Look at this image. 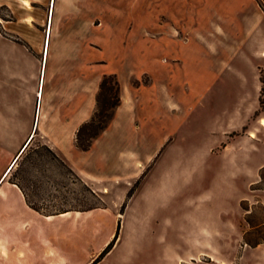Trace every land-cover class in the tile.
Wrapping results in <instances>:
<instances>
[{
	"label": "rangeland",
	"instance_id": "rangeland-1",
	"mask_svg": "<svg viewBox=\"0 0 264 264\" xmlns=\"http://www.w3.org/2000/svg\"><path fill=\"white\" fill-rule=\"evenodd\" d=\"M205 1L206 7L211 3V12L223 13L221 0H57L52 17V0H0V108L8 107L0 118L17 123L0 126V166L4 157L10 165V150L18 149L32 132L30 146H51L44 131L34 128L36 90L42 94L66 83L84 56L88 73L116 72L130 90L147 85L140 92L144 103L135 107L139 115L134 116L131 107L130 118L121 115L118 123L111 122L91 149L77 153L74 167L51 146L82 172L84 181L45 150L18 159L10 180L17 177L18 168L29 169L31 199L45 210L99 204L69 210L65 218L34 217L38 230L31 234L33 245L55 243L69 264H80L102 247L100 256L111 240L113 247L100 264H169L170 248L181 251L180 264H238L243 257L240 261L250 263L255 255L252 249L241 254L245 246L259 240L264 244V109L259 107L227 137L238 138L251 128L258 132L257 147L248 137L231 144L229 150L238 147L234 156L216 153L227 142L209 146L234 120L242 90L239 80L222 77L221 93L180 97L177 88L173 90L175 80L191 88L183 73L177 69L174 80L173 71L156 69L162 38L185 41L196 35L205 43L206 37L197 31L206 28ZM149 60L157 67H149ZM169 66L174 68L173 62ZM174 91L181 105L171 101ZM166 96L165 104L179 111L163 107L159 114L160 99ZM15 106L16 112L9 111ZM145 121L149 123L141 128ZM114 144L133 147L132 159L112 154ZM201 250L211 254H196Z\"/></svg>",
	"mask_w": 264,
	"mask_h": 264
},
{
	"label": "crops",
	"instance_id": "crops-1",
	"mask_svg": "<svg viewBox=\"0 0 264 264\" xmlns=\"http://www.w3.org/2000/svg\"><path fill=\"white\" fill-rule=\"evenodd\" d=\"M221 1L223 13L216 14L211 12V3H208L207 7L206 1L203 3L205 4V13L203 12V14L205 15L204 22L206 28L205 30L197 31H200L201 35L206 37L205 43L199 41L196 35H191L189 40L185 41L178 40L177 37L175 39L164 37L160 41V52L162 55L159 58V68H156V62L151 60H149V62H151L153 66L149 67H155L158 71L164 73H167V71L171 73L173 71L171 75H174V80L177 76V69L182 72V78L188 80V85L190 84L191 88H185L184 85H181L182 83H177L175 80L173 90L177 88L180 97H183V95L187 97L188 93H195L198 95L207 94L213 90L221 93L225 88L224 83H219L222 77L227 78V80H239L242 90L233 108L235 113L231 117H233L234 120H229L228 124L222 127V137L215 140L212 145L209 146V148H212L218 146V144L222 142H227L224 144L223 148L216 153L234 156L236 154L234 150L238 147L234 150H229V147L234 142H239L242 138L249 137L251 140L250 144H252L254 148L258 146L257 142H259L256 139L258 132L251 128L247 133L241 134L238 138L228 140L227 137L231 136L229 134L231 130L244 126L253 112L259 107L264 109L260 98L263 85L262 76L264 75V0ZM55 4L57 5V0H54V2L52 0V17ZM51 6H49V10ZM199 17L200 15L197 14L198 20ZM50 20L51 16L49 17V22ZM49 46L51 45L49 44ZM167 47H169L170 50H167ZM168 57L171 58L170 61L167 60ZM171 61L174 64V68L173 66L172 68L169 66V64L172 63ZM42 68H44L43 61ZM102 74V71L97 72L95 69L90 70L88 73L87 60L86 56H84L79 62V65L75 67L74 73L68 75L66 83L64 82V84L58 85L49 92L42 90L41 98L37 97L36 90L34 128L40 127L46 134L47 140L51 143V146L62 152L65 159L71 163L73 167L74 164L72 161L73 158L77 156V153L87 151L81 150L76 146V131L80 124L88 119L97 104V94L103 77ZM143 87H147V85L138 84V86L134 88L135 90H130V88L127 87V83L122 82V100L116 110V115L112 120V124L118 123L121 115H127V117L130 118V108L134 107L135 112L137 104L144 103L145 96L140 93ZM175 96V91L173 93L170 92L171 101L180 104L179 102L181 99H176ZM166 99L167 96L164 97V99L162 98V100L160 99L159 114L163 113L161 109L163 107L164 110L167 108L174 111L178 110V108L166 105ZM28 107V111L31 113V107L33 106L29 104ZM18 109L19 108L16 106L10 107L9 111L16 112ZM7 110V106H5L4 110L0 108V113L2 112L6 115ZM227 110L230 111L231 108L228 107ZM137 115L139 114L135 112L134 116ZM234 116L238 117L235 118ZM160 117H162V115H160ZM171 117H173V115ZM9 121L11 122H8L7 118H0V126L17 125V123L12 120ZM129 121L132 124L134 132H139V130L135 131V126H137V124L131 121V119ZM147 123L149 122H142L140 127L142 128ZM260 127H262V124H260ZM254 131L256 134H254ZM138 134L141 135L140 132ZM33 136L34 132H32L30 136L28 135L26 141H31ZM96 140L95 142H97ZM165 140L166 137L162 142ZM26 141H24L18 149L13 148V150H10L12 156H9L8 159L12 162L11 165L14 163L16 165L21 155V148ZM112 149V154L115 151L120 160L132 159L133 157L131 153L133 147H130L128 144L126 146H116L114 144V147L112 145ZM213 152L214 151H211V153ZM3 159V164L0 166V203L3 204L2 210L0 209V264H69V258L66 256L64 257L65 252L60 250L55 243L52 242L50 245L47 244L44 245V248H40L29 241L32 238V232L38 230H34V222L32 221L34 217L55 220L57 218L67 217L65 214L69 211L47 215L33 208L27 202L21 187L10 180V174L15 165L10 170L9 168L11 165L8 168L9 163L7 164V158L4 157ZM74 169L78 171L79 174L82 173L77 167ZM202 231L203 233H207L205 228H203ZM38 233L43 232L40 231ZM47 242L50 243L48 239ZM263 246L264 244L261 243L254 246H245L241 254H243L244 251L252 249L255 255L251 258L250 263L240 261L246 258L243 257L238 261V264H264ZM101 248L102 247L94 249L80 264H90ZM169 251L172 256L171 263L169 264H180L177 263V254L181 255V251L176 248H170ZM196 254L209 256L211 252L201 250ZM100 263L101 261H98L95 264ZM195 264L210 263L195 262Z\"/></svg>",
	"mask_w": 264,
	"mask_h": 264
},
{
	"label": "trees",
	"instance_id": "trees-1",
	"mask_svg": "<svg viewBox=\"0 0 264 264\" xmlns=\"http://www.w3.org/2000/svg\"><path fill=\"white\" fill-rule=\"evenodd\" d=\"M262 81H263V85H262V93L260 98H261V102L264 103V75L262 76ZM121 100H122L121 84L117 74L104 73L97 94L96 108L92 116L89 119L83 121L76 131V146L79 149L89 150L93 146L96 138H98L112 122L116 114V110L121 103ZM31 141L27 143L20 157L24 155V153L25 156H28L34 154V152L43 154L46 153L45 151H47L52 156H54V158L59 160L74 176L84 181L82 176L64 158L60 157V155L50 145L43 144L37 147H33L30 146ZM17 170H19L17 173H15L17 174V177L15 178L11 177L12 181L17 183L21 187L27 202L33 208L37 209L41 213L50 215L55 213L66 212L72 209L88 210L99 206V204L96 203L85 206H74V207H64V208L61 207V208H56L55 210H45L44 207L40 206L33 199H31L29 187L32 181L30 177L27 176V173L30 172L29 169L18 168ZM260 173L263 176V173L262 172ZM89 188L95 195H97V191L94 188H92V186H89ZM245 208L248 209L247 207ZM259 242L260 240L253 245H257ZM113 244H114L113 240H111L108 243V245L104 248V250L101 252L100 256H97L94 259V261L91 262L90 264H95L97 261H99L101 257L104 256L113 247Z\"/></svg>",
	"mask_w": 264,
	"mask_h": 264
},
{
	"label": "bare ground",
	"instance_id": "bare-ground-1",
	"mask_svg": "<svg viewBox=\"0 0 264 264\" xmlns=\"http://www.w3.org/2000/svg\"><path fill=\"white\" fill-rule=\"evenodd\" d=\"M26 4H29V2L25 1ZM49 16H50V13L48 15V22H47V27H46V34L48 32V23H49ZM52 32V27H51V31H50V34ZM45 51H46V39H45V44H44V53L43 55L45 54ZM40 84H41V78H40V83H39V88H40ZM37 97L38 98H41L42 97V94L40 93V89L37 91ZM28 143V142H27ZM27 145V144H26ZM25 148V147H24ZM23 148V149H24ZM23 152V151H22ZM21 153V152H20ZM12 164V162L10 163V165ZM10 165L8 166V168L10 167ZM15 165V163L13 165H11V167L9 168L10 170L13 168V166Z\"/></svg>",
	"mask_w": 264,
	"mask_h": 264
},
{
	"label": "water",
	"instance_id": "water-1",
	"mask_svg": "<svg viewBox=\"0 0 264 264\" xmlns=\"http://www.w3.org/2000/svg\"><path fill=\"white\" fill-rule=\"evenodd\" d=\"M30 138V137H29ZM28 140L25 142V144L23 145V147L21 148V151L23 150V148L25 147V145L27 144ZM20 151V152H21Z\"/></svg>",
	"mask_w": 264,
	"mask_h": 264
}]
</instances>
